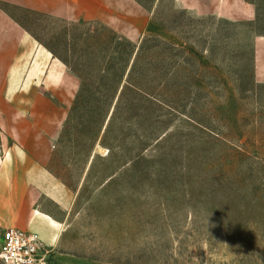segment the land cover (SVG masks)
<instances>
[{
	"label": "rangeland",
	"instance_id": "1",
	"mask_svg": "<svg viewBox=\"0 0 264 264\" xmlns=\"http://www.w3.org/2000/svg\"><path fill=\"white\" fill-rule=\"evenodd\" d=\"M135 1L136 39L0 3L67 73L60 194L41 206L63 225L53 264H264V0L239 22Z\"/></svg>",
	"mask_w": 264,
	"mask_h": 264
},
{
	"label": "crops",
	"instance_id": "2",
	"mask_svg": "<svg viewBox=\"0 0 264 264\" xmlns=\"http://www.w3.org/2000/svg\"><path fill=\"white\" fill-rule=\"evenodd\" d=\"M71 22L101 21L131 39L140 37L145 10L135 0H0ZM197 18L255 21L257 7L247 0H175ZM132 32V33H130ZM25 28L0 8V230L38 234L53 247L62 222L41 211L44 198L57 200L58 183L50 170L65 127L64 107L54 87L67 73L35 46ZM44 59V66L31 64ZM34 58V59H33ZM41 70V71H40ZM254 74L264 84V34L254 40ZM41 81L40 84L38 81ZM69 81V80H68ZM67 82V81H66ZM65 82V83H66Z\"/></svg>",
	"mask_w": 264,
	"mask_h": 264
},
{
	"label": "built area",
	"instance_id": "3",
	"mask_svg": "<svg viewBox=\"0 0 264 264\" xmlns=\"http://www.w3.org/2000/svg\"><path fill=\"white\" fill-rule=\"evenodd\" d=\"M0 242L2 264H53L54 248L38 234L18 228L4 230Z\"/></svg>",
	"mask_w": 264,
	"mask_h": 264
},
{
	"label": "trees",
	"instance_id": "4",
	"mask_svg": "<svg viewBox=\"0 0 264 264\" xmlns=\"http://www.w3.org/2000/svg\"><path fill=\"white\" fill-rule=\"evenodd\" d=\"M1 9L4 10L3 8H1ZM215 190L217 192H219V195H221L222 193L223 194L226 193L227 188H226V185H224L223 187L220 186L219 189L216 188ZM253 200L255 201V204H257V206H260V208L263 206L262 201H261V197H259V194L257 193L256 190H254V192H253Z\"/></svg>",
	"mask_w": 264,
	"mask_h": 264
}]
</instances>
